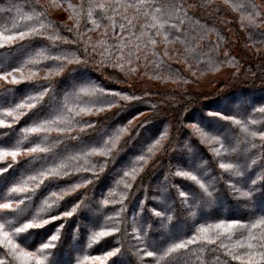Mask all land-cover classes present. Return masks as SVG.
Here are the masks:
<instances>
[{
    "label": "snow or ice",
    "instance_id": "obj_1",
    "mask_svg": "<svg viewBox=\"0 0 264 264\" xmlns=\"http://www.w3.org/2000/svg\"><path fill=\"white\" fill-rule=\"evenodd\" d=\"M221 2L264 58V0ZM48 8L67 12L72 26ZM192 9L219 5L7 0L0 8V264H264V104L201 108L170 129L159 126L156 105L151 115L141 110L144 95L110 83L153 65L168 75L149 79L190 83L169 61L197 79L237 67L228 51L217 59L226 38ZM173 130L186 138L182 148ZM157 169L163 179L144 188Z\"/></svg>",
    "mask_w": 264,
    "mask_h": 264
},
{
    "label": "trees",
    "instance_id": "obj_2",
    "mask_svg": "<svg viewBox=\"0 0 264 264\" xmlns=\"http://www.w3.org/2000/svg\"><path fill=\"white\" fill-rule=\"evenodd\" d=\"M72 2L78 3L79 0H72ZM259 2L260 0H257V3ZM216 3L219 5V12L205 13L197 9H192L191 11L200 18L201 23L207 22L209 26H214L226 38V46H221V56L217 57V59H222V53L228 51L235 60L237 67L225 65L220 72L209 71L203 76H199V73H197L199 76L197 79L185 70L183 63L169 61L174 69H179L183 77L191 82L188 84H177L171 82V80L163 82L155 78L149 79V76L168 75L167 70H157L154 65L147 69L146 74L138 76L158 84H167L163 88L140 85L138 82L133 81L135 77H128L127 79L122 77L120 80L110 81L111 85L117 90L123 89L127 93L135 92L137 95H144L147 103L140 105V107L141 110L149 115L152 113L148 106L151 104L156 105V119L157 121H163V124L159 125L161 127L167 126L170 129H179L182 127V121L187 122V117L200 115L201 108H204V112H207L226 103L235 107L241 100H246L257 107L264 104V58H261V54L257 53L256 49L251 46L249 33L247 30L241 29L238 14L226 8L221 0H216ZM6 7L7 0L0 2V8ZM48 13L52 20L60 24H67L69 27L72 26V21L68 20V13L63 9V16L61 17L55 15L49 9ZM99 31L102 32L103 29ZM91 35L93 39L98 38V33L96 32L91 33ZM209 38L214 40L215 34H211ZM253 39H255L254 35ZM169 47L171 48V46ZM261 51L264 52V46H261ZM89 69L94 77L105 79L107 76V73L102 74L91 64ZM210 76H216L211 81L212 88L207 90H195L193 88L194 85ZM128 118L131 117L129 116ZM172 136L174 137V144L178 141V147L182 148L186 138L175 130L172 131ZM16 139H22L19 129H17ZM163 163L166 169L167 158L164 159ZM165 169H157L153 174L146 176L144 188L154 189L157 181L163 179ZM138 195H140L141 199L144 198L143 192L138 193ZM65 250H67V245H65ZM62 255H58L56 259Z\"/></svg>",
    "mask_w": 264,
    "mask_h": 264
},
{
    "label": "rangeland",
    "instance_id": "obj_3",
    "mask_svg": "<svg viewBox=\"0 0 264 264\" xmlns=\"http://www.w3.org/2000/svg\"><path fill=\"white\" fill-rule=\"evenodd\" d=\"M42 2H44V0H41ZM47 6V5H46ZM52 13H54L55 15L57 16H63L62 14V9H55V8H48ZM217 76V75H216ZM216 76H210L208 78H206L204 81H201L199 82L198 84L194 85V89L195 90H207V89H210L212 88V85H211V81L214 77ZM133 81H136L138 82L140 85H144V86H149V87H159V88H163L165 87V85L167 84H158L152 80H149L147 78H144V77H140V76H136ZM63 256V255H62ZM60 257V258H57V260H62L64 259L65 257Z\"/></svg>",
    "mask_w": 264,
    "mask_h": 264
}]
</instances>
